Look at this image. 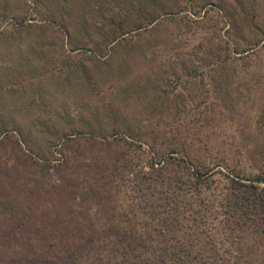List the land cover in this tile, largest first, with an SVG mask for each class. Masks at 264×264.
<instances>
[{
    "label": "rangeland",
    "instance_id": "rangeland-1",
    "mask_svg": "<svg viewBox=\"0 0 264 264\" xmlns=\"http://www.w3.org/2000/svg\"><path fill=\"white\" fill-rule=\"evenodd\" d=\"M185 1L188 12L94 49L105 44L112 13L133 26L138 6L161 11ZM8 2L27 9L26 0L0 5ZM38 2H29L38 10L28 26L0 37V128H8L0 136V227L81 228L53 236L57 245L90 242V227L140 237L132 247L129 237L101 232L100 246L81 247L72 264L99 256L106 264H264V208L251 187H264L255 178L264 173V0H226L224 13L208 5L200 14L205 0ZM55 13L71 44L86 48L68 50L54 30L61 27L49 26ZM179 34L194 47L175 48ZM200 41L210 57L198 52ZM192 48L197 60L209 59L203 76L175 62Z\"/></svg>",
    "mask_w": 264,
    "mask_h": 264
},
{
    "label": "trees",
    "instance_id": "trees-1",
    "mask_svg": "<svg viewBox=\"0 0 264 264\" xmlns=\"http://www.w3.org/2000/svg\"><path fill=\"white\" fill-rule=\"evenodd\" d=\"M32 2L33 7L35 6V4H38V0H26V5H27V9L25 11H19V10H15L16 7L13 5L12 2H8L6 5L1 6L0 5V37L3 35L2 33L5 31H14V30H18L16 27L25 25L28 26L29 24L26 22L28 19V16H37L36 12L38 9L36 8H30L29 2ZM180 2V1H179ZM177 3L176 7L174 9H165V7H161V11L156 10V7H152L150 5H147L145 8L144 6H138V13H139V21H137L135 24H133V26H129L127 25L126 21L124 19H118L115 18L117 15H113L114 13H112V15H109V17L107 19L108 25L110 27H103L102 30H105L106 35H105V44H100V42H96V48L92 47L90 50L92 51H98V50H102L105 46L106 49L109 47H115V45H117L119 43V40L121 38H125L126 34H129L130 32H142L146 29H148L152 24H154L155 22L158 23L161 19V17L163 15H166L167 18L170 19H174V15L178 14V12H188V8L189 5L186 6V4H188V1H185V3L181 4V3ZM208 5H211V7L213 6V9H215L214 7H217V9L219 11H221L222 13H224L227 10V3L226 0H205V4L197 9L194 10L195 14H200L202 9L207 7ZM29 7V8H28ZM208 9H206L205 11H207ZM39 12H41L39 10ZM29 13V14H28ZM35 13V15H33ZM188 14V13H185ZM170 17H169V16ZM184 19H186V21H190L186 16H184ZM47 19V17H46ZM102 19V18H99ZM47 20H49L50 23L49 26L52 27V25H57L60 26V29H54L56 32L60 31L61 34H64V36L67 38L68 43L70 44L69 47V51L70 52H75L76 50L82 49V48H86L85 45L82 44H76L73 45L71 44V32L68 28V26L65 23H60V21L58 20V17L56 16V13L54 15H52L51 17H49ZM26 22V23H25ZM103 23V22H102ZM230 23H233V18L230 19ZM234 23V27H235ZM237 26V25H236ZM233 27V28H234ZM59 28V27H58ZM58 30V31H57ZM178 36V34L176 35ZM176 43H173L172 45L176 47H178L179 49H181V46H189V44L187 43V40H183V37L181 36V34H179V38L175 39ZM183 42V43H181ZM104 46V47H103ZM198 49V52H208L206 49V46L202 43V41H200L199 44L195 45ZM190 47H194V45H190L189 46V50ZM95 50H94V49ZM241 48H247V47H242ZM176 54L178 53V50L175 52ZM195 54H197V52H195L193 50V48L191 49V51H189V55L186 58L181 59L180 57L178 58V61L175 60L176 63H178L179 66L183 67L182 70H187L186 74H190V75H194V76H203L204 72L203 70L200 71V69L205 68L206 65H208V58H204L203 56L201 57L202 60H197V57ZM208 56L210 57V55L212 53H207ZM103 55H106V51L105 53H103ZM218 56V55H217ZM191 58V59H190ZM225 58V57H224ZM220 60V57L217 59V61ZM226 60V58H225ZM202 61H207V63H204ZM214 61V59H212V62ZM216 61V60H215ZM183 70V71H184ZM174 78L175 80H181V77L179 75H177V73H174ZM202 82H204V80H202ZM143 89V88H142ZM166 90V89H164ZM171 89H169L166 93H170ZM160 97L157 98V100H159ZM163 106L167 105L166 103H161ZM165 110H171V107ZM4 125L1 126L0 128V136L1 133L4 132L5 130H7L8 128L3 127ZM68 133H63V136L66 137ZM146 136V135H145ZM23 138V137H22ZM61 138V137H60ZM59 138V139H60ZM141 140V139H140ZM26 143V146L28 148H30L31 150H34L31 145H29L28 141L22 140L20 141ZM145 143H147L149 145V147H151L152 149H155V145L151 142V140L149 139H144ZM141 145V143H140ZM142 146V145H141ZM167 146H169V148L167 150H170L169 152H175L178 151L179 148L175 145H171V144H167ZM36 162V160H35ZM39 163L40 162H36ZM198 170V169H197ZM257 180H259L258 182H263L264 181V173L260 176H256L255 177ZM254 190H256L257 192V198L256 201L259 202V204L264 208L263 203H264V187H260L259 185H253L251 186ZM77 193L74 190V194L73 196H77ZM12 211L14 210V207L10 208ZM13 215L14 212H13ZM43 230H47V232L43 231ZM68 231H70L69 233H61V230L58 228H53V229H41V228H34L32 226H23V225H15V226H2L0 227V263L1 261H4L5 263H10V264H59L60 260L55 259L56 257L58 258H65L68 257V260H66V264H72L74 260L70 261L69 258L73 257L74 255H79L80 252H84L82 251L80 248L81 247H85V249H91L95 246H100L99 241H95L94 239L97 237H100L103 232H110L112 234H117L118 238L120 240H126V238L129 237V240H127L126 242L130 243V245L133 247L134 245H140L138 243L140 237H138V235H136L137 233L134 231L131 232V230H127L126 232H124V230H122V228H116V227H107L105 229H96L94 227H90L85 231L86 234L88 236H90V242H87V238L83 237V240L86 241L85 243H77V244H55L52 243V238L56 237L60 240V238L62 236H69L70 234H73L75 236H77L80 232H81V228H77L75 233L71 231V229H67ZM60 231V236L57 235L54 232H58ZM84 232V231H83ZM102 232V233H101ZM114 232V233H113ZM136 233V234H135ZM62 234V236H61ZM81 235V234H79ZM129 235V236H128ZM32 236H35L37 238V242H34L32 240ZM54 236V237H53ZM42 240V241H41ZM89 240V239H88ZM99 244V245H98ZM113 245H117L114 241L112 243ZM110 245V246H113ZM56 249H53L55 248ZM78 249V250H76ZM58 250H63V253H60V255H57V253L55 254L54 252H58ZM47 251H53L52 253H47ZM113 252L119 251V249L114 246V248L112 249ZM52 254V255H51ZM82 254V253H81ZM52 256V257H51ZM107 260H104L103 257L99 256V258L97 259V261L95 262L96 264H106ZM147 262V261H146ZM148 263V262H147ZM75 264V263H74ZM146 264V263H145Z\"/></svg>",
    "mask_w": 264,
    "mask_h": 264
}]
</instances>
